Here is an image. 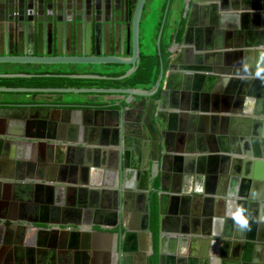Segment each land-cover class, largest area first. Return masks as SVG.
I'll return each mask as SVG.
<instances>
[{"label": "water", "instance_id": "water-1", "mask_svg": "<svg viewBox=\"0 0 264 264\" xmlns=\"http://www.w3.org/2000/svg\"><path fill=\"white\" fill-rule=\"evenodd\" d=\"M146 1L136 0L134 6L129 9L128 0H0V63H116L130 66L124 74L117 76L126 77L137 69L140 62L141 25ZM170 2L171 0H168L156 38L159 54H161V38ZM183 3L186 4L184 14L186 17L188 16L185 31L180 41H176V39L173 41V44L177 46L171 49L173 56L169 59L168 64L165 65L162 60L159 79L153 92L142 87L0 85V91L122 93L128 95L127 107L122 109H108L106 111L102 108H86L81 110L83 114L91 115L93 113L100 118L107 113L114 116L110 117L105 125L101 122L97 123V125H101V133L103 134L101 140L96 139L98 133L96 128L85 127L88 137L84 138L83 141L90 146H80L82 147L81 150L91 153L95 151L93 145L97 142L108 147V149L103 150L96 148V151L104 153L99 156L98 161L100 163L96 171L90 170V167L84 165L87 163L85 157L83 158L84 155L75 157L71 155V151L53 154L48 163L50 169L71 168L81 169L84 172L92 171L94 173L93 184L99 186L95 197L96 207H101L99 201L102 200H99V194L105 195V197L114 195V202L108 206L115 209L110 210L111 218L107 222L118 225V231L109 232L111 235L114 234V243L107 249V252L96 247L94 253L96 254V263L101 262L103 257L105 264H133L138 259L142 264H148V253L140 251L142 249L137 245L134 228L138 219L141 218L142 225L138 233L143 237L148 236L151 240L153 239V231L150 226L151 190L147 184H142L140 186L141 194L137 195L136 191H133L129 195L126 192L129 184L124 183L126 190H114L110 187L115 182L112 183L108 180V177H116L119 173L124 180L128 176H132L131 179H133L137 175V170L127 168V154L128 150L135 151L136 148H139L149 162L148 168L151 165L155 176L154 181L159 178V185L156 187L158 195L159 264H251L252 262L264 264V126L262 129L256 128V124L264 123V119L261 118L264 115V100H258L257 105L254 103L255 110L254 107L247 108L246 104L244 108L241 107L243 94H245L249 84L252 85V90L246 93L248 96L246 100L249 99L250 94L257 93L255 90H258L259 85L264 86V49L242 48L240 41H232V39L223 43L221 34H218L216 38L211 37V40H207L205 44L201 42V39L194 37L195 30L203 26L204 22V18L201 25L197 22V17H200L197 14L199 7L203 11L200 12L201 16L208 15L210 18L204 22L205 26L219 28L221 23L245 16L239 11L246 8L250 9L251 6L245 2L240 7L235 0L233 2L229 0H183ZM120 6H123V12L118 9ZM251 15L257 17V19H253V24L256 21L255 26L261 23L264 27V6ZM244 22L246 21L244 20ZM31 75L34 73L24 71L0 72V76L3 77ZM66 75L87 78L111 77L100 73H67ZM177 76L183 78V85L182 81L177 85L178 82L174 80ZM172 77V85L178 87L182 85L184 90L181 92V99L178 103H173V107L170 109L166 95ZM164 78L165 87L161 92V98H151L147 101L146 97L157 92ZM252 81L254 83H250ZM226 82L230 85L231 93L236 94V98L233 101V107L230 108L227 105V107L219 108L216 105L221 99L218 93L223 91L222 86ZM136 96L141 98L136 99ZM33 98H35L34 94ZM229 99L231 98L229 97ZM250 99L255 101L253 97ZM76 111H80V109ZM220 111L230 113L229 117H225L232 118L236 122L235 125L239 120L245 121V124L244 128L240 130L241 137L232 144H236L234 148L224 145L218 151L243 154L244 157L219 154L218 156L224 160L220 163L219 174L216 173L214 176L213 185L204 192L198 188H196L197 191H194L195 193L193 192L196 195L201 192L208 194L204 197L206 200L216 202V210H214L213 204L210 206L209 212L206 211L207 215L204 213L205 215L201 216L195 210L188 209V204L184 203L181 210L176 209L177 211L174 213L167 214L165 202L170 197V193H168L166 181L172 174V161L176 160L179 166L182 162L186 165L187 160L194 158L192 154L202 151L199 146L200 141L196 138L192 139L190 134L186 137L192 143L189 142L190 145L187 148L174 147L172 138L166 132L167 117H174V120L177 121V118H187V114L191 115L190 130L193 131L197 126V120L204 118L203 115L209 117L207 115L212 112L216 116V113ZM250 111H253L256 116H245L244 118V116L234 115H249ZM53 123L56 124L54 126L56 131L49 134L50 138L62 141V143L78 141L74 134L64 138L61 126L56 122ZM169 127H176V123ZM230 132L238 131L233 125ZM218 139L219 141H226L224 136H218ZM183 140L184 138L182 142ZM141 147L144 151L141 150ZM67 148L72 150L75 147L68 144ZM180 151H185L187 154H174ZM19 156L23 160L26 158L23 154H19ZM2 174L3 172L0 171V175ZM180 191V188L173 189L175 194H172V198L174 200L180 198L182 195ZM135 195L139 198L137 200H139L140 206L136 210H132L127 202L134 201ZM196 195V198L199 197ZM121 208L123 209V217L119 220L118 213L120 210L122 211ZM261 209L263 214L260 215L259 210ZM103 211L104 209L97 212L102 213ZM241 215L247 221L246 225L249 230L246 233L241 231L246 228V225L241 226L236 220V217ZM191 221L197 223L202 221L204 230H200V227L189 229L187 224ZM199 224L201 225V223ZM235 225H238V229H240L236 234L233 233ZM258 228L260 236L257 234ZM192 233L203 235L191 236ZM210 240L217 243L211 256L208 255L207 249L204 252L200 248L201 244ZM134 251L137 252L133 254ZM151 251H155L153 247ZM56 252L52 248L53 255L50 258L53 262L56 261ZM76 252H74V256L71 254L72 257L67 258L69 264L81 262L78 260V253ZM254 252L256 253L255 257ZM257 256L258 258H256Z\"/></svg>", "mask_w": 264, "mask_h": 264}, {"label": "crops", "instance_id": "crops-1", "mask_svg": "<svg viewBox=\"0 0 264 264\" xmlns=\"http://www.w3.org/2000/svg\"><path fill=\"white\" fill-rule=\"evenodd\" d=\"M238 1L239 4L242 5L243 2H248L258 8L264 6V0ZM252 10L253 9H245L239 11L244 13L245 16L235 18L233 24H231L232 26L228 25L225 31L222 30L223 34H225L222 36L225 43L231 39L232 41H236L235 38H230L233 36V32L246 34L245 37L251 38L252 40L258 39V27L256 28L253 24V19H257V17L251 15L255 9ZM173 20L177 21V18ZM244 20L246 22H244ZM49 70H64L76 73H95L96 71H105L103 66L102 68H96V64L88 66L73 63L55 65L37 63H0V72L24 71L34 73ZM177 78L179 80L178 76ZM172 79L173 77L170 79L171 82ZM178 80L177 85L181 82ZM163 84L165 87V78ZM177 85H171V90L175 88L177 89ZM188 90L190 91L191 89ZM33 94L35 95V98H33ZM57 94L58 92L47 91H0V112L4 111L12 113V111H29L33 112L35 115H44L47 120V122L45 121L46 124L49 123V125H51V123L56 122L61 126L62 133H64L62 136L65 138L66 136L70 137V135H73L76 128H78V130L80 127L83 128V126L95 128L93 123L96 121V115L92 113L90 117L92 124H87L81 110L86 108H103L106 109V111L112 109V106L90 105L89 103L91 102L88 100L98 97L100 102H113L116 104L123 100H119V98L124 96L119 94H108L105 96L90 94L83 98L78 95L66 94L61 99H58ZM20 104L29 105L23 106ZM227 105L228 104L226 103H221L219 108L227 107ZM79 109L80 111H76ZM216 114L217 115L214 116L212 112H210V114L207 115L209 117L203 115L204 118H200L196 122L197 126L194 130H196L197 138L200 135L196 140L200 141L199 146L202 151L195 154L189 153L192 154L194 158L187 160L188 162L185 159L187 162L186 165L182 162L179 166V163H177L176 160L172 161V174L166 181V185L169 189L168 193H170V197H168L165 202L167 214L174 213L177 211L176 209L181 210L185 203L188 204V209L191 208L192 210H195L201 216L205 215L204 213L207 215L210 206L215 202L205 199L204 196H208V194H203L201 192L196 195L194 194V191H197L196 188H198V190L201 189L204 192L209 188V177L213 174L212 168L224 160L222 157L218 156L219 154H229L233 157L236 155L244 157L243 154L241 155L218 150L222 149L224 145L229 148H234L236 144H232L238 141L237 135H240L239 132L244 128L245 121L239 120L235 125L236 122H234L232 118L225 117L228 115L230 116V113L220 111ZM234 115L244 116V118L245 116H256L253 111H250L249 115ZM187 116V118H177V121L174 120V117H167V129L172 136L174 147L187 148L190 145L189 142L192 143V141L186 137L190 134V121L192 116L189 114H187ZM1 117L3 116L1 115ZM110 117L114 116L107 113V115L101 119L102 121H105L104 123L106 124ZM261 118L264 119V115H262ZM175 123L176 127H169L175 125ZM233 125L238 132H230ZM77 132L81 134L80 131ZM51 133L52 131L48 127V135L43 137H17L21 143L19 141L16 142L15 140L17 139H15L13 142L6 144V147H2L3 154L7 157L9 156L8 152L9 154H16L19 153L20 149L25 156L32 155L39 156V158L41 156L44 160L46 159V161H48L55 153L61 154L63 152L68 153L71 151V155L75 157L79 154L80 156L81 154L84 156H87L88 154L92 156L96 155L97 160V158L99 159L100 154L104 153L96 151V148L99 150L108 149L106 145L97 142L93 145L95 151L88 153L86 150H83L81 152L80 148L82 147L80 146H90V144L83 141L84 139L78 138V141L75 143H62V141L50 138L49 134ZM102 135L101 132L98 133L96 139L101 140ZM218 136L226 137V141H219ZM183 138L184 140L182 142ZM68 144L75 148L72 150L68 149ZM131 151L133 150L131 149ZM174 154L186 155L187 153L185 151H180ZM18 159L20 160L19 157ZM21 160L24 161L23 159ZM2 172L3 174L0 175V264H69L67 258H69L71 254L74 256V252L76 251H78L76 252L78 253V260H81L78 264H105V259L103 257L101 258V262L96 263V254L94 253L96 252V247L103 252H107V249L114 243V234L111 235L109 232H117L118 225H112L107 222L109 218H111L110 210L115 209L114 207L110 206V208L108 206L110 203L114 202V195L111 194L105 197V195L99 194V200H102L103 202L99 201L101 207H96L95 197L96 192L99 190V186L93 184L94 173L92 171L84 172L81 171V169L75 170L70 168L62 170L60 168L50 169L49 167H46L45 171L42 173L31 172L22 168H14ZM136 173L137 175H135L133 179H131L132 176H128L126 180H124L121 173L116 177H108L110 182H115L110 188L120 191L126 190L124 189V183L126 182L129 184L126 192L136 191L137 195L141 194L142 191L140 186L147 178L138 174V172ZM156 182L158 186L159 178H156ZM174 188L181 189L180 193L182 195H180L178 200L172 198V194H175L173 192ZM187 189H190L189 191L191 193H188L189 191ZM137 195H135L132 204L130 203L132 210H136V208L140 206L138 203L139 200H137ZM195 195L199 197L196 198ZM133 206L135 207L133 208ZM102 209H104L102 213L97 212ZM259 211L260 215L263 214L262 209ZM122 213L123 209L118 213L119 220L123 217ZM250 220L256 221L253 219ZM199 223H201V225ZM141 225L142 220L139 218L135 225L136 227L134 228L136 231V241L137 245L142 249L140 251L148 253V258L150 250L147 249V246L150 248L151 238L148 236L143 237L138 233ZM187 225L189 229H194V227L198 229L200 227V230H204L202 221L198 223L196 221H191L190 223L188 222ZM245 227L244 230H241L244 233L249 230L247 225ZM258 230L259 228L257 231ZM238 231H240V229H238V225H235L233 233L236 234ZM257 234L260 236V231H258ZM115 235L117 236L118 234ZM200 235L202 236L203 234H191V236ZM54 237L57 241L59 240L58 244L60 243L59 247L56 245L59 250L55 262L50 258L53 255V247L49 245V242H52ZM145 238H147L146 241ZM39 241H43V243L45 242L46 245H39ZM209 247L210 245H207L206 243H203L200 246L204 252L207 249V253L209 252ZM135 252L137 251H134L133 254H135ZM134 258L136 260L135 256ZM254 263L255 262H252L251 264ZM133 264H142V262L138 259L134 261Z\"/></svg>", "mask_w": 264, "mask_h": 264}, {"label": "flooded vegetation", "instance_id": "flooded-vegetation-1", "mask_svg": "<svg viewBox=\"0 0 264 264\" xmlns=\"http://www.w3.org/2000/svg\"><path fill=\"white\" fill-rule=\"evenodd\" d=\"M135 1L136 0H128V8L129 9L131 8V6H134ZM229 1L233 2V0H229ZM235 1H236L237 5L242 7V4H239L238 0H235ZM244 3L245 2H243V4ZM248 4L252 7V8L250 7V9H253V10L255 9L254 11L252 10L253 12H257V9H259L258 7H255L254 5H251L250 3H248ZM185 6H186V4L182 3V5H181L182 9L180 8L181 10H179L178 15L176 16L177 20L179 18L180 12L185 16V14H184L185 13ZM118 9L121 12H123V6H120ZM246 9H249V8H246ZM190 10H189V14H190ZM172 11H173V3H171L170 12H169L170 14L167 15V19L169 20V24H171L172 27L174 28L177 25V21H175V20H173L171 18L172 17ZM200 12H203V11L199 7V9L197 10V14L200 17L199 18L197 17V19H199V22L198 21L197 22L200 23V25H201V21L203 20V18H204V22L210 20V18H209L208 15H206V16L202 15L201 16ZM144 16L145 15H144V12H143L142 22H143V19H145ZM233 21H234V19L231 20V21L228 20V22L221 23V26L219 28L218 27L217 28L216 27L215 28L206 27L205 23L202 21L203 22V26H200V28L198 27L199 29L195 30L194 37H196L197 39L199 38V40L201 39V42H203L205 44L207 42V40H211V37L212 38H216V36L218 34H221L222 30L225 31V29H227L226 27H228V25H231V22H233ZM187 22H188V16H187L186 24H187ZM255 23H256V21H255ZM255 27L256 28L258 27V30H259V32H258L259 33V37L256 40H252L251 38H246L245 37L246 34H241L240 35V33H235V32L232 33L233 36L231 38H233V39L235 38V40L240 41L239 43L242 45V48H256V49L262 48V49H264V27L262 26L261 23H260V25L257 24ZM221 35L223 36L225 34H223V32H222ZM208 38H210V39H208ZM176 41H178V40H176ZM222 41H223V43H225L224 39H222ZM172 44H173V42L171 43V45L169 47L170 51H171L172 48H175V46H177L176 44H173V45ZM141 50H142V48H141ZM172 56L173 55L171 53L169 59ZM244 56H245V54H244ZM260 60L262 61V59H260ZM167 64L168 63H165V65H167ZM161 65H162V63H161ZM103 75H105V74H103ZM233 76H236V75H233ZM178 77H179L180 81L183 80L182 77L181 78H180V76H178ZM174 80L177 81L178 78L175 77ZM157 82H156V84H157ZM163 82H164V80L162 81L161 87H159V89L157 90V92L154 95L146 97L147 101L149 99H151V98H155V99H160L161 98V92L164 89ZM170 83H171V81H170ZM170 83H169L170 86L167 89L168 94L166 95V97H167L166 101H167V104H168V108L171 109L173 107L172 106L173 103L174 104L178 103L179 99H181V92H183V88H184L182 85L184 83L182 81V85L180 87H177V89L175 88L173 90H171L172 83L171 84ZM250 83H254V82L252 81ZM156 84H155V86L153 88L148 89V90L153 92L155 87H156ZM222 88H223V91L220 92V94H219L221 96V99H220L219 103L216 104V105L218 107H220L221 103H226L230 107H233V101L236 98V94L234 95L233 93H231L230 85H229L228 82H226V84H224L222 86ZM250 90H252V85L249 84L247 90H245V92H244L245 94H243V102L241 104V107L244 108L245 104H246L247 108L254 107V110H255L256 106L254 105V103L257 105L258 104V100H261V99L264 100V86H262V85L260 86L259 85L258 86V90H255V92H257V93L256 94H250L249 95V99L246 100V97H248L246 93L248 91H250ZM259 91H261V92L258 93ZM211 92H213V91H211ZM99 94L100 93H96L95 95L99 96ZM101 94H103L105 96V95H108V94H111V93H101ZM115 94H119V95H122V96L124 95L122 98H119V100H121V99H123V100L119 101L116 104H120L122 101H124L125 103L122 104L118 108L112 107V109H120V108L122 109L124 107H127L126 99H127L128 95L127 94H122V93H115ZM191 96L193 97V94ZM229 97L231 99L233 97L232 101H231V99H229ZM252 97H253V99H255L254 102L251 101V99H250ZM138 98H141V97H136V99H138ZM96 99H98V97H96ZM96 106H97V104H96ZM104 110H106V109H104ZM1 115L3 117H1ZM83 116H84V119L86 120L85 122H90L91 123V120H90L91 115L90 114H83ZM3 118H5V119H3ZM98 119H99V121H98ZM98 119H97V116H96V121L93 124H94L95 128L97 129L96 132L100 133V132H102V130H101V127L99 126V124L97 125V123H100V122L104 123L105 121H102V119L99 118V117H98ZM45 121L47 122V120L45 119L44 115H41V114L40 115H38V114L35 115L33 112H29V111H25V112H20V111L13 112L12 111V113L4 112V111L0 112V141H1V144H0V148H1L0 149V171H8V170H11V169H14V168H22V169H25V170H29L31 172L42 173L43 171H45L46 167H49L48 163H49L50 159L48 161H46V159L44 160V158H42L41 156L39 158V156L28 155V156H26L25 161H22V160L18 159V157L21 159L19 154H23L20 149H19V153L15 152L16 154H12V153L9 154V152H8L9 156H7V157L5 156V154H3V150H2L3 149L2 147H6V144H9V143L13 142V140L17 139V137L18 138H22V137L26 138V137H32V136H41V137L46 136V135H48V127L52 131L51 134H53L54 131H56V129H55L56 127H54L56 124L55 123H51V125H49V123L46 124ZM52 121H55V120H52ZM95 123H96V125H95ZM263 126H264V123L261 124V125H259V124L257 125L256 124V128H258V129L259 128L262 129ZM80 128H79V130H78V128H76L74 130V136H76L77 139L78 138H82V139L87 138L88 134L86 133L85 127L83 126V128L82 127H80ZM129 130H131V129H129ZM263 130H264V128H263ZM77 131H80L81 134L78 133ZM166 132H167V135H169V137L172 138V136H171V134H170L168 129H167ZM98 133L96 135H98ZM240 134H241V131H240ZM190 136H191L192 139H195V138L197 139L196 130H193V131L190 130ZM237 137L239 139L241 136L237 135ZM15 141L16 142H18V141L20 142V140H18V139L15 140ZM141 150L144 151L143 147H141ZM82 151H83V149L81 150V152ZM142 154L143 153L139 150V148L138 149L136 148L135 151H129L128 154H127V161H128L127 168L130 169V168L134 167L133 170H137V172L139 174H141L142 176H145L147 179L145 181H143L142 184L143 185L147 184L149 186L150 190H151V188H152L151 185H152V183L154 181V177L155 176L153 175V170L151 169V165H150V168L148 169V163L149 162L146 159V157H144V154L143 155ZM100 155H102V154H100ZM11 156H13V157H11ZM79 156H80V154H79ZM81 156H82V154H81ZM37 157L39 159H41V160H39ZM84 157H85V159L87 161V163H84V165L90 167V170L93 169V171L94 170L96 171V169L99 168V163L100 162L98 161V158L96 160V155L92 156V155L88 154L87 156H83V158ZM36 159H38V160H36ZM171 167H172V165H171ZM219 168H220V163H218L217 165H215L212 168L213 174H212V176L209 177V184H210L209 188L211 187V185H213L214 176H216V173L219 174V171H218ZM132 192L133 191L127 192V193L130 195ZM130 203H132V202L131 201L127 202V205L129 207H130ZM214 210H216V202L214 203ZM129 213H131V212H129ZM129 218H130V214L128 215V220H129ZM152 238H153V235H152ZM58 241L54 237L52 242H49L50 246H52V247L55 246V247H53V249L55 251H57V252L59 250V249H57V247H59V245H60V243L58 244ZM38 243H39V245H41V244L44 245V246L46 245L45 242L43 243V241H39ZM206 244L210 245V247L208 249L209 250L208 255H212V253H213L212 251H214V246H217V243L213 242L212 240H210ZM56 245H57V247H56ZM152 247L154 248L153 239L151 240L150 248L147 246V249L150 250L149 256L154 253V252L151 251ZM57 252L55 253L56 259H57ZM255 254L256 253L254 252V257H255ZM256 258H258V256ZM59 259H61V258H59Z\"/></svg>", "mask_w": 264, "mask_h": 264}, {"label": "trees", "instance_id": "trees-1", "mask_svg": "<svg viewBox=\"0 0 264 264\" xmlns=\"http://www.w3.org/2000/svg\"><path fill=\"white\" fill-rule=\"evenodd\" d=\"M150 1H146L144 15L149 14ZM171 3L174 0H171ZM168 0H162V4L159 7L160 22L156 26V37L158 30L162 23V17L165 12ZM182 9V7H180ZM180 9V10H181ZM152 11V10H150ZM154 11V10H153ZM170 12V7L168 14ZM151 18V17H150ZM187 17L181 12L177 20L176 27H172L167 19L164 32L161 38V54L155 51H149L146 49L145 45L142 43L141 57L137 69L130 75L126 77H117L124 74L128 69L126 65L123 64H103L105 71H96L95 73L109 75L111 77L102 78H87V77H71L66 75L69 72L64 70H49L34 72L31 76H13V77H3L0 76V85L3 86H31V87H104V88H127V87H142L145 89H151L155 86L158 81L162 60L168 63L169 57L171 55L170 45L176 39L180 41L182 39L183 33L185 31ZM55 65V64H52ZM78 65H93V64H78ZM78 95L79 97H87L89 92H58V99H61L64 95ZM99 96H104L99 94ZM100 98V97H99ZM87 101V100H86ZM90 105H101V106H112L114 108L120 107L125 102L122 101L120 104H115L113 102L105 103L100 102L98 99L92 98L90 100ZM157 182L156 180L152 183L150 198H151V208H150V226L153 231V245L154 253L148 257V264H159V253H158V195H157Z\"/></svg>", "mask_w": 264, "mask_h": 264}, {"label": "rangeland", "instance_id": "rangeland-1", "mask_svg": "<svg viewBox=\"0 0 264 264\" xmlns=\"http://www.w3.org/2000/svg\"><path fill=\"white\" fill-rule=\"evenodd\" d=\"M182 3H183V0H174L172 17H171L172 19H176V16L178 15V12L180 10ZM161 4H162V0H151L150 1L149 14L144 16L145 19H143V22L141 25L142 43L145 45L146 49H149V51H155L157 49L156 26L160 22V16L161 15L159 16V12H158L159 10L158 9L161 6ZM156 9L158 10L157 12H156ZM150 10H152V11H150ZM164 14H165V12H164ZM164 14H163L162 20L164 18ZM158 32H159V30H158ZM102 65L103 64H96V68L97 67L102 68ZM126 66H127V68L130 67L129 65H126Z\"/></svg>", "mask_w": 264, "mask_h": 264}, {"label": "clouds", "instance_id": "clouds-1", "mask_svg": "<svg viewBox=\"0 0 264 264\" xmlns=\"http://www.w3.org/2000/svg\"><path fill=\"white\" fill-rule=\"evenodd\" d=\"M239 217V218H238ZM236 220L237 222L241 225V226H244L246 225L247 221L244 219V217L241 215V216H237L236 217Z\"/></svg>", "mask_w": 264, "mask_h": 264}, {"label": "snow or ice", "instance_id": "snow-or-ice-1", "mask_svg": "<svg viewBox=\"0 0 264 264\" xmlns=\"http://www.w3.org/2000/svg\"><path fill=\"white\" fill-rule=\"evenodd\" d=\"M239 218V217H238Z\"/></svg>", "mask_w": 264, "mask_h": 264}]
</instances>
